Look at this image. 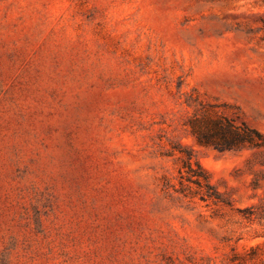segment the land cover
I'll return each mask as SVG.
<instances>
[{
  "label": "rangeland",
  "instance_id": "obj_1",
  "mask_svg": "<svg viewBox=\"0 0 264 264\" xmlns=\"http://www.w3.org/2000/svg\"><path fill=\"white\" fill-rule=\"evenodd\" d=\"M205 115L264 135V0H0V264H264V148Z\"/></svg>",
  "mask_w": 264,
  "mask_h": 264
},
{
  "label": "trees",
  "instance_id": "obj_2",
  "mask_svg": "<svg viewBox=\"0 0 264 264\" xmlns=\"http://www.w3.org/2000/svg\"><path fill=\"white\" fill-rule=\"evenodd\" d=\"M191 132L199 146L213 147L222 151L255 150L264 148V135L255 129L248 128L244 123L236 125L221 117L203 116L201 120L192 123ZM200 172L189 171L188 182L201 189L202 185L211 190L207 177L197 165ZM211 198L213 195H207Z\"/></svg>",
  "mask_w": 264,
  "mask_h": 264
}]
</instances>
